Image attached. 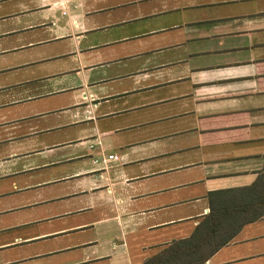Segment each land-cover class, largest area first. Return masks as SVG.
Wrapping results in <instances>:
<instances>
[{"label":"crops","instance_id":"crops-1","mask_svg":"<svg viewBox=\"0 0 264 264\" xmlns=\"http://www.w3.org/2000/svg\"><path fill=\"white\" fill-rule=\"evenodd\" d=\"M263 171L264 0H0V264H143Z\"/></svg>","mask_w":264,"mask_h":264},{"label":"trees","instance_id":"trees-1","mask_svg":"<svg viewBox=\"0 0 264 264\" xmlns=\"http://www.w3.org/2000/svg\"><path fill=\"white\" fill-rule=\"evenodd\" d=\"M208 204L209 213L189 237L171 242L143 264H205L245 225L264 218V171L250 186L210 193Z\"/></svg>","mask_w":264,"mask_h":264},{"label":"built area","instance_id":"built-area-1","mask_svg":"<svg viewBox=\"0 0 264 264\" xmlns=\"http://www.w3.org/2000/svg\"><path fill=\"white\" fill-rule=\"evenodd\" d=\"M108 159H110V160H117V157L116 156H109Z\"/></svg>","mask_w":264,"mask_h":264}]
</instances>
